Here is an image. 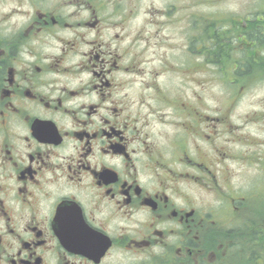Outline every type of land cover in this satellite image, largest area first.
Wrapping results in <instances>:
<instances>
[{
    "label": "flooded vegetation",
    "instance_id": "flooded-vegetation-1",
    "mask_svg": "<svg viewBox=\"0 0 264 264\" xmlns=\"http://www.w3.org/2000/svg\"><path fill=\"white\" fill-rule=\"evenodd\" d=\"M136 2L0 0V264H264V197L224 177L252 161L181 94L193 5Z\"/></svg>",
    "mask_w": 264,
    "mask_h": 264
},
{
    "label": "rangeland",
    "instance_id": "rangeland-1",
    "mask_svg": "<svg viewBox=\"0 0 264 264\" xmlns=\"http://www.w3.org/2000/svg\"><path fill=\"white\" fill-rule=\"evenodd\" d=\"M173 4L176 6H180L181 4H193L195 9H193L192 12L194 11L197 16L206 15L208 16L209 24H212L213 21L215 22V25H218L219 21L224 17L242 21L244 18L255 15L263 10L264 0H141L138 6L141 7L143 12L147 9L151 10V6H153L156 10L152 11L156 13L165 6ZM186 13L187 12L180 9V20H182L183 15ZM138 15V18L132 22L133 27L138 26L140 22L146 19V17L140 16V13ZM149 15L150 17L153 16L152 14ZM157 20L160 21L161 19ZM182 25L183 23L181 22L180 26ZM215 27L216 26H210V29L216 31ZM259 41V44L264 45V36L259 39ZM233 46H235V44ZM243 47L244 45L237 48L238 55L235 57V60H237L239 65L238 69L241 68L242 64L243 56L241 55V50ZM262 47L263 46H261V48ZM257 50L259 56L264 55V49L260 52L261 49L258 47ZM253 58L256 59L258 57ZM253 58H247L244 66V72L251 74L256 73L259 76H264V56L261 60H254ZM216 59L218 64L222 62L221 57ZM216 70L217 69L215 68H211L209 74H198L197 72L194 76V83H191L190 81H183V79L180 78L179 85H181V94L184 95L186 100L187 97H191V93L193 91L195 99H197L200 105L199 108H201V104H203L201 109H203L204 114L209 117L217 116L214 112L216 109L221 112L227 110L235 125L244 127L241 130H243V136L248 139L249 143L252 140L259 143V145L255 146L241 147L239 144H232L236 139L229 138L228 140H230L231 143H229L228 146L232 153V149L239 154H243V152L248 150V152L252 155L258 154L259 156H264V77L259 79L256 78L253 83L240 88L242 81H238L240 85L227 84L224 82V79H222L227 75L223 73L216 74ZM138 83L139 79H136V87H140ZM164 83L167 90L171 91L174 88V85L169 86L163 80V84ZM236 89H238V92L234 95V97H232L233 91ZM170 93L171 92H166V94ZM137 94L138 93L136 91H132L131 96L135 97ZM246 122L247 124L245 126L242 125V123L244 124ZM214 145L218 148L225 146L224 138L214 142ZM226 148L228 147L226 146ZM241 150L243 152H241ZM230 175H234L232 180L240 185L239 189L243 193L257 186H259V188L255 189L260 190L264 186L260 184L264 182V171L260 168L259 161L253 163L252 166L247 163H238L237 165H233L231 170L226 174L227 178ZM251 179L254 183L260 182L258 183L259 185L252 184L250 181Z\"/></svg>",
    "mask_w": 264,
    "mask_h": 264
},
{
    "label": "trees",
    "instance_id": "trees-1",
    "mask_svg": "<svg viewBox=\"0 0 264 264\" xmlns=\"http://www.w3.org/2000/svg\"><path fill=\"white\" fill-rule=\"evenodd\" d=\"M248 32H249V37H252V36L255 37L257 35V37H255L254 40H256V41L258 40V44L257 43L256 44L259 45V42H260L259 39L263 38V36H264V35H262V33L264 32V10L260 11V14L258 16L257 22L248 23ZM255 33H257V34L255 35ZM245 37L246 36H244V38ZM213 39H216V38H213ZM205 42H207V41L205 40ZM209 43H210V45H209L210 52L213 53V54L215 53V55H218V53H220V51L225 50V47L221 45V42H219V41L217 42V39L213 40L212 42L210 41ZM261 46H264V45L260 44V48H261ZM230 49L231 48L229 46V51H230ZM246 51H247V53L249 55L248 58H250V57L253 58V57H257L258 56L257 51H252L250 49H247ZM214 59L215 58H213V59L209 58L208 60L209 61L212 60V62H214L215 61Z\"/></svg>",
    "mask_w": 264,
    "mask_h": 264
}]
</instances>
